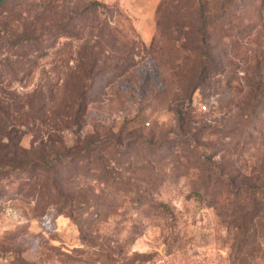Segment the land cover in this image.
<instances>
[{
    "label": "rangeland",
    "instance_id": "374dc122",
    "mask_svg": "<svg viewBox=\"0 0 264 264\" xmlns=\"http://www.w3.org/2000/svg\"><path fill=\"white\" fill-rule=\"evenodd\" d=\"M0 121L98 145L0 201V264H264V0H0Z\"/></svg>",
    "mask_w": 264,
    "mask_h": 264
},
{
    "label": "trees",
    "instance_id": "16d2710c",
    "mask_svg": "<svg viewBox=\"0 0 264 264\" xmlns=\"http://www.w3.org/2000/svg\"><path fill=\"white\" fill-rule=\"evenodd\" d=\"M9 126L0 121V201L19 193L22 198L41 197L46 192L56 200L73 198L71 193L64 195V185L71 183L81 169L76 161L78 157L93 154L97 142L93 138H84L80 151L66 161L61 160L57 152L47 158L39 155L32 157L20 143L21 133L15 131L14 125Z\"/></svg>",
    "mask_w": 264,
    "mask_h": 264
}]
</instances>
